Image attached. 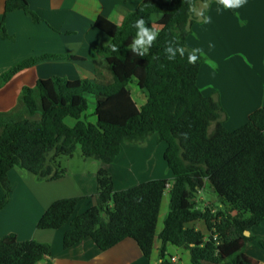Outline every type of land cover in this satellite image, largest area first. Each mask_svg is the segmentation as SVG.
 <instances>
[{
    "label": "trees",
    "instance_id": "16d2710c",
    "mask_svg": "<svg viewBox=\"0 0 264 264\" xmlns=\"http://www.w3.org/2000/svg\"><path fill=\"white\" fill-rule=\"evenodd\" d=\"M214 1L143 0L121 24L100 16L96 25L112 41L97 46L94 80L53 76L25 86L18 104L0 111V185L4 190L0 210L14 190L10 172L15 166L39 180H57L67 173L62 159L73 157L78 146L85 158L109 164L125 142L142 143L157 134L167 144L165 159L174 175L170 210L160 234L159 264H173L166 249L169 243L190 249L193 264L223 262L222 250L233 246L235 238L264 247L261 237L245 235L264 222V106L253 111L241 127L228 129V114L219 95H206L198 84L205 55L195 65L188 63L187 53L192 49L187 39L198 21L195 8L198 3ZM19 9L34 22L42 20L27 0H8L5 16ZM154 14H161L156 24ZM205 15L206 11L202 17ZM141 17L159 31L144 57L129 50L137 31L132 24ZM0 37H10L5 21ZM169 40L186 49L183 57L166 58L164 48ZM112 44L119 51L113 52ZM61 57L65 56L23 60L0 76V87L40 61ZM132 82L147 94L142 106L133 98ZM89 96L96 100V122L88 119ZM68 117L77 120L74 126L66 123ZM97 180L94 207L75 215L80 197L58 199L40 218L38 227L60 229L70 224L64 235L66 249L91 238L100 249L108 250L133 238L150 259L170 181L154 179L117 191L106 167L98 170ZM205 190L217 196L216 209L198 203ZM202 221L208 226V237L197 229L196 223ZM214 234L220 236L221 244ZM51 255L49 243L22 241L15 233L0 238V264H36ZM238 264H245L243 251Z\"/></svg>",
    "mask_w": 264,
    "mask_h": 264
},
{
    "label": "crops",
    "instance_id": "0c3cea01",
    "mask_svg": "<svg viewBox=\"0 0 264 264\" xmlns=\"http://www.w3.org/2000/svg\"><path fill=\"white\" fill-rule=\"evenodd\" d=\"M7 1L0 0V30L5 21V28L10 35L9 38L0 37V76L28 58L41 55L65 57L40 61L14 75L0 87V111L14 108L23 88L35 86L39 79L62 76L72 80H94L97 46L108 45L112 41L110 35L97 27V19L104 16L121 24L126 14L138 9L143 2L27 0L42 18L40 22H34L21 9L5 16ZM195 9L200 14L206 11V15L193 25L187 45L191 49H202L206 59L216 65L213 69L204 61L198 84L206 95H219L228 114L226 126L235 130L248 121L253 111L264 106V0H247L238 9L227 7L217 0L198 4ZM206 17L211 18L210 23L204 22ZM152 18L156 24L161 14H154ZM245 57L251 66L245 63ZM131 90L139 106L147 102L146 92L136 82H132ZM91 97L89 100L95 103V108L88 110L87 115L90 121L96 122V100L94 96ZM76 122L72 117L66 118V123L70 126H74ZM166 149L167 144L160 141L157 134L151 135L142 143L127 141L114 162L106 164L95 158H86L93 160L85 161L77 170L66 167L67 173L52 181L39 180L30 171L15 166L10 172L14 190L6 207L0 210V238L15 233L22 241L36 240L51 244L52 255L36 264H159L163 247L160 234L170 210V189L163 197L150 259L144 256L133 238H127L108 250L100 249L91 238L66 249L64 235L70 224L60 229L44 230L38 227V222L58 199L80 197L81 202L75 215L94 207L97 204V172L101 167L112 172L117 191L154 179H167L172 185L174 175L165 159ZM3 196L4 190L0 185V201ZM197 201L200 206L217 208V196L212 191H202ZM196 226L206 237L209 236L205 222H197ZM245 235H256L264 239V222L252 232H245ZM234 240H231L234 241L233 246L222 250L223 262L206 264H238L242 251L245 264H264V247L260 243H245L239 238ZM166 249L173 264H193L190 249L172 243Z\"/></svg>",
    "mask_w": 264,
    "mask_h": 264
},
{
    "label": "clouds",
    "instance_id": "9594fccd",
    "mask_svg": "<svg viewBox=\"0 0 264 264\" xmlns=\"http://www.w3.org/2000/svg\"><path fill=\"white\" fill-rule=\"evenodd\" d=\"M219 3L224 4L227 7H231L233 9H238L243 7L247 0H219ZM205 23H210L211 18L206 17L204 20ZM137 31L135 36L133 37L132 41L129 44V50L135 56L144 57L149 53V50L152 48L153 44L157 41L159 36V31L154 26H149L148 22L143 18L137 19L133 24ZM213 45H210L212 47ZM111 50L113 52L119 51V48L116 44L111 45ZM186 49L183 46H180L173 40H169L166 42V46L164 48V53L168 60H175L177 54L181 57L185 55ZM204 53L202 49L196 48L192 49L187 53L188 56V63L195 65L197 60L203 56ZM245 63H248L251 66L250 62L245 57ZM206 63L209 64L211 68H215V62L210 60H205Z\"/></svg>",
    "mask_w": 264,
    "mask_h": 264
},
{
    "label": "rangeland",
    "instance_id": "374dc122",
    "mask_svg": "<svg viewBox=\"0 0 264 264\" xmlns=\"http://www.w3.org/2000/svg\"><path fill=\"white\" fill-rule=\"evenodd\" d=\"M198 4L200 5V4H204V3H198ZM195 16H196L197 20L200 21L202 14H200L199 12L197 13L196 9H195ZM89 98L92 99L91 96H89ZM94 108H95V103L93 101L89 100V109L88 110L92 111V110H94ZM62 160L64 162L65 167H67L68 169H71V170H77V169L81 168V165H83V163L85 161L91 162V160H93V159H86L82 155L81 147L78 146V148L75 152V155L73 157H64ZM87 165H91V163H87ZM88 170L92 171V170H90V168H88ZM170 176H172V173H170ZM168 179H171V178H168Z\"/></svg>",
    "mask_w": 264,
    "mask_h": 264
},
{
    "label": "built area",
    "instance_id": "2783aa9c",
    "mask_svg": "<svg viewBox=\"0 0 264 264\" xmlns=\"http://www.w3.org/2000/svg\"><path fill=\"white\" fill-rule=\"evenodd\" d=\"M171 190V185H168V190ZM214 239L218 241V244H221L220 236L218 234H214ZM174 259V258H173Z\"/></svg>",
    "mask_w": 264,
    "mask_h": 264
},
{
    "label": "water",
    "instance_id": "95a60500",
    "mask_svg": "<svg viewBox=\"0 0 264 264\" xmlns=\"http://www.w3.org/2000/svg\"><path fill=\"white\" fill-rule=\"evenodd\" d=\"M246 233L248 234V233H250V231H246Z\"/></svg>",
    "mask_w": 264,
    "mask_h": 264
}]
</instances>
